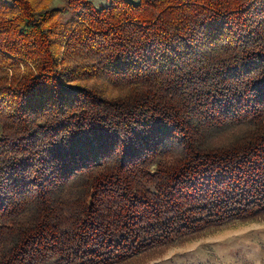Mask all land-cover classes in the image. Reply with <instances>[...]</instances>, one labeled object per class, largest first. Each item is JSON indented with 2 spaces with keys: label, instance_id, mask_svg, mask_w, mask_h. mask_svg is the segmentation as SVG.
<instances>
[{
  "label": "trees",
  "instance_id": "trees-1",
  "mask_svg": "<svg viewBox=\"0 0 264 264\" xmlns=\"http://www.w3.org/2000/svg\"><path fill=\"white\" fill-rule=\"evenodd\" d=\"M263 213L264 0H0V264Z\"/></svg>",
  "mask_w": 264,
  "mask_h": 264
},
{
  "label": "rangeland",
  "instance_id": "rangeland-1",
  "mask_svg": "<svg viewBox=\"0 0 264 264\" xmlns=\"http://www.w3.org/2000/svg\"><path fill=\"white\" fill-rule=\"evenodd\" d=\"M95 1L96 4L108 2ZM39 3L63 9L66 0H39ZM61 15L63 21L69 17L66 11ZM46 264L57 263L51 260ZM111 264H264V213L199 230Z\"/></svg>",
  "mask_w": 264,
  "mask_h": 264
}]
</instances>
